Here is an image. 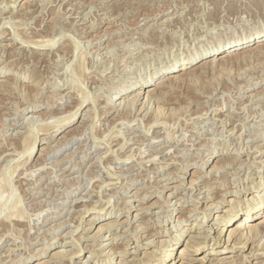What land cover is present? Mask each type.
<instances>
[{"label": "rangeland", "instance_id": "1", "mask_svg": "<svg viewBox=\"0 0 264 264\" xmlns=\"http://www.w3.org/2000/svg\"><path fill=\"white\" fill-rule=\"evenodd\" d=\"M13 1L0 0V264H163L179 234L164 264L181 250L186 264H264V226L227 262L209 255L217 214L264 211V46L197 58L264 28V1ZM201 219L209 240L190 236Z\"/></svg>", "mask_w": 264, "mask_h": 264}, {"label": "bare ground", "instance_id": "2", "mask_svg": "<svg viewBox=\"0 0 264 264\" xmlns=\"http://www.w3.org/2000/svg\"><path fill=\"white\" fill-rule=\"evenodd\" d=\"M264 1V0H263ZM15 2V0L13 1ZM124 2V1H123ZM12 3V2H11ZM41 3V2H40ZM73 3V2H72ZM126 5V4H125ZM84 6V5H83ZM43 11V10H42ZM61 11V10H60ZM90 11V10H89ZM25 12V11H24ZM40 12V11H39ZM47 12V11H46ZM42 13V12H41ZM68 13V12H67ZM12 14V13H11ZM154 16V15H153ZM87 17V16H86ZM10 20V19H9ZM80 20V19H79ZM87 26V25H86ZM92 26V25H91ZM53 34V33H52ZM55 38V37H54ZM51 39V38H50ZM45 41V40H44ZM51 41V40H50ZM54 41V40H53ZM36 42V41H35ZM54 43V42H53ZM11 44V43H10ZM37 44V46H40V47H44L46 46L47 44L45 43H42V42H37L35 43ZM41 44V45H40ZM52 44V43H51ZM2 44H0L1 46ZM260 46L259 48H262L264 46V28H261L259 29L258 31L250 34V35H247L245 37H240L238 38L236 41L234 42H230L228 43L226 46H223V47H220V48H223L221 51H214L211 53V55L209 56H206V52L205 53H201L197 58H201L200 60V64H198L199 66L201 65L202 68H207V66H210V64L212 62H214L215 60H220L222 62H226L227 60H229L231 57H234V55H237L239 54L240 52L246 50V49H252L253 47H258ZM2 47V46H1ZM264 49V48H263ZM218 50H220L218 48ZM260 51V50H259ZM263 51V50H262ZM33 53V52H32ZM259 55V54H258ZM206 56V57H205ZM196 58V59H197ZM258 58V57H256ZM196 59H188L186 61H184L181 65V69H187L189 66H191L193 63H196ZM262 59V58H261ZM215 63V62H214ZM243 63V62H242ZM247 63V62H246ZM213 64V63H212ZM261 64V63H260ZM179 66H177L174 62H170V63H166L164 64V66H161L159 67V69L155 72V74L151 75V77L148 79V80H144L142 81V83L140 84V86L138 87V90H136L135 94L138 96L140 93H141V89L142 87L143 88H150V86H152L153 84H161L162 83V79H161V76H165L171 72H174ZM243 67V66H242ZM226 68V67H225ZM213 69V68H212ZM234 69V68H233ZM191 71V70H190ZM139 80V79H138ZM138 80H135V81H138ZM0 81H4V79L0 78ZM130 84H125L123 86H120L118 87V89L116 90L115 92V95L116 97L119 95V97L122 99L121 102H119L121 105L123 104V101H124V104H126V106H128L129 104H131L132 102H134L135 98L133 99H129L126 100V92L128 90H131L129 86ZM2 89V88H1ZM0 89V90H1ZM136 89V88H135ZM153 89V88H152ZM3 90V89H2ZM1 90V91H2ZM151 90V89H148V91ZM0 91V92H1ZM135 95V96H136ZM134 96V97H135ZM255 96V95H254ZM115 97V98H116ZM139 97V96H138ZM137 98V97H136ZM250 98V97H249ZM86 98H84V100L82 102H80L79 106L74 108V110L72 112H70L69 115H67L68 117L66 119L63 120V123H66V122H69L70 120L74 119L75 118V114H76V111L79 110L80 106L84 104ZM108 100V99H107ZM260 100V99H259ZM251 102V101H250ZM116 102L112 103V98L109 99V104H112V105H116L115 104ZM111 106V105H110ZM72 110V109H71ZM62 113V112H61ZM62 123V124H63ZM57 124V123H56ZM70 130V129H69ZM46 133V132H45ZM24 136V135H23ZM35 146H37V142H36V138L34 136H30V139H29V142L28 144L26 143V147L25 149L23 150L24 153H28V152H31ZM58 150V149H57ZM22 154V153H21ZM129 158V157H128ZM132 158V157H131ZM128 160V159H126ZM126 162V161H125ZM41 170V169H40ZM179 171V170H178ZM236 171V170H235ZM34 175V174H33ZM53 175V174H52ZM32 176V175H31ZM89 192V191H88ZM186 194V193H185ZM2 195V194H1ZM129 196V195H128ZM2 197V196H0ZM112 198V197H111ZM110 198V199H111ZM2 199V198H0ZM207 200H211L212 198L211 197H206ZM194 200H198V199H194ZM213 200V199H212ZM230 200V199H229ZM3 201V200H2ZM199 201V200H198ZM125 202V201H124ZM200 202V201H199ZM228 203L231 202L230 201H227ZM127 203H129L127 201ZM113 204V203H112ZM213 206V205H211ZM104 207V206H103ZM216 207V206H215ZM172 208V207H171ZM218 208V207H216ZM219 209V208H218ZM261 210V205L258 204H255V205H249L246 210L244 211L243 214H241L240 212L242 211L243 212V208H238V209H234L232 211H226V213L224 214V216L222 215H216V217L214 218V220L216 221V225H210V227H212L214 230L213 231H217L218 232V237H216V242L217 244L215 243L214 246L215 248L212 249L213 251L209 253V255L211 256H221L220 258L217 256L215 257L214 259H212L213 261L214 260H218V262H221V263H224V262H227V252H229V250L233 251V247L232 249H227V247L229 248V246H235L236 244H242L244 242V240H258L259 241V238L261 239L262 237V227L264 226V211L262 212V214H260V217L258 218V221L256 223H253V218L259 214V211ZM158 212V211H156ZM167 215V214H166ZM210 214L208 213H205L204 217L206 219V216H208ZM169 216V215H168ZM240 216V218H239ZM239 218V219H238ZM237 220V221H236ZM117 222V221H116ZM220 222V223H219ZM109 223V222H108ZM107 223V224H108ZM207 223L205 220H200V223H195L196 227L199 228L198 231H206V233L204 234H201V235H190L191 237L192 236H196V237H200L202 238V240H209L211 235L209 234L210 231L212 232L211 229H208V228H205V226L203 224ZM218 223V225H217ZM114 224V223H113ZM112 224V225H113ZM208 224V223H207ZM235 225V226H233ZM104 227V225H103ZM102 227V228H103ZM143 227V226H142ZM105 228V227H104ZM264 228V227H263ZM138 229V228H137ZM249 230V232L246 234L244 231L245 230ZM182 230L186 231V230H190V227L188 228H183ZM221 230H224V233H222L223 231ZM101 231V230H100ZM100 235V234H99ZM181 239V235L179 234L178 236H174V238L170 239V244H168L167 248H166V252L164 253V256L162 258H160V261H162V263H166V259L167 257H170L171 255L174 254V249L176 248V245L179 244V241ZM167 239H164L163 240V244H166V242L168 241H165ZM263 240V239H262ZM79 241V240H78ZM162 241V239H161ZM245 241V242H246ZM187 242L188 243H191L192 244H202V243H199V242H196L195 240H189L187 239ZM262 242V241H261ZM196 244V245H197ZM205 244V243H204ZM244 244V243H243ZM203 245V244H202ZM195 246V245H194ZM258 246H259V249H263V247H261L262 245L260 243H258ZM242 247V246H241ZM237 248V247H236ZM228 250V251H227ZM61 253H63V251H59ZM185 251H180V254L178 256V260L180 259H183L182 262H180V264H186L187 261H184L186 258V253H184ZM192 252L193 253H199V249H192ZM58 253V251H57ZM101 255V254H100ZM90 256V255H89ZM264 256V253L263 255ZM62 257V256H61ZM64 257V256H63ZM189 257V256H188ZM57 258V257H56ZM111 258V257H110ZM67 259V258H66ZM177 259V257H176ZM206 259V258H205ZM247 259V258H246ZM64 259H61L59 261H62ZM210 260V258L208 259ZM44 261V260H43ZM206 261V260H205ZM247 261H249L247 259ZM215 262V261H214ZM158 263V262H157ZM156 262L153 263V264H157ZM81 264H85L84 262H81ZM89 264V263H87ZM177 264V263H176ZM260 264V263H259Z\"/></svg>", "mask_w": 264, "mask_h": 264}]
</instances>
